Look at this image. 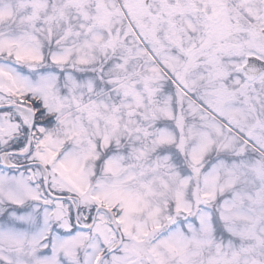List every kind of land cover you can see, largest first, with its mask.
<instances>
[{
  "label": "snow or ice",
  "instance_id": "1",
  "mask_svg": "<svg viewBox=\"0 0 264 264\" xmlns=\"http://www.w3.org/2000/svg\"><path fill=\"white\" fill-rule=\"evenodd\" d=\"M0 264H264V0H0Z\"/></svg>",
  "mask_w": 264,
  "mask_h": 264
}]
</instances>
